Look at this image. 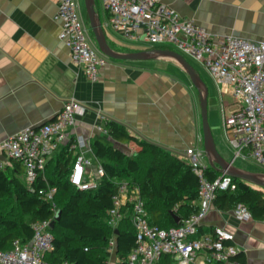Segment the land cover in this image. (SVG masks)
<instances>
[{
	"label": "crops",
	"instance_id": "crops-1",
	"mask_svg": "<svg viewBox=\"0 0 264 264\" xmlns=\"http://www.w3.org/2000/svg\"><path fill=\"white\" fill-rule=\"evenodd\" d=\"M76 1L82 18L88 22L84 0ZM162 2L215 37L238 36L259 41L264 36V0ZM57 8L58 0H0V140L51 121L68 101L75 100L86 110L76 116L75 125L67 133L71 137L82 136L90 143L92 150L85 157L93 166L105 162L95 153L96 141L129 155L137 151L136 145L110 137L106 128L108 121L121 124L131 136L171 150L186 162L188 148L204 149L199 95L175 60L108 58L99 79L91 81L84 67L71 61L70 49L59 39L61 23L55 18ZM106 27L103 28L110 46L119 52L153 49H136L137 45H148L126 41L107 23ZM214 84L216 94L213 104L208 99V110L221 112L220 121L215 117V125L211 127L219 153L242 171L264 173V167L254 170L235 163L236 159L257 162L249 155L236 157L223 122V116L233 110L234 100L227 88ZM227 97L231 103L225 100ZM64 150L61 148L51 160L56 161ZM203 162L209 167L206 157ZM72 163L71 160L68 174ZM20 177L24 179V172ZM232 210L215 206L203 219L202 231L228 227L235 233L236 245L241 250L238 260L243 264H264V219L253 217L252 221L242 223ZM120 261L115 248L108 264Z\"/></svg>",
	"mask_w": 264,
	"mask_h": 264
},
{
	"label": "built area",
	"instance_id": "built-area-1",
	"mask_svg": "<svg viewBox=\"0 0 264 264\" xmlns=\"http://www.w3.org/2000/svg\"><path fill=\"white\" fill-rule=\"evenodd\" d=\"M107 15V26L122 39L144 43L153 49L174 46L182 55L199 62L219 87L230 91L233 110L223 116L224 131L236 157L251 156L264 167V36L251 41L238 36L215 37L194 20L181 16L162 0H102ZM61 23L59 39L70 49L71 61L84 67L86 76L97 81L108 58L91 41L87 22L82 18L76 0H58L55 16ZM85 106L68 101L49 122L30 127L0 140V170L19 163L24 179L32 188L44 177L48 162L61 148L74 151L68 174L70 184L80 191L97 190L105 177L103 165L93 166L85 157L92 150L82 136L71 137L67 130L75 125L76 116L85 113ZM106 131V130H105ZM187 163L200 179L199 212L181 219L177 226L162 228L149 221V212L140 189L128 182H120L109 210V225L117 229L129 218L135 231V246L119 264H243L238 260L241 250L236 245L235 233L228 227H214L202 231V221L215 208L218 193L235 191V179L220 174L209 180L208 167L203 160V149L185 151ZM12 164V165H11ZM57 188L42 190L52 203ZM242 223L253 216L240 203L233 210ZM51 221L33 224V238L26 244L14 240L12 248L0 251V264H49L45 255L54 250ZM108 251H115V240Z\"/></svg>",
	"mask_w": 264,
	"mask_h": 264
},
{
	"label": "trees",
	"instance_id": "trees-1",
	"mask_svg": "<svg viewBox=\"0 0 264 264\" xmlns=\"http://www.w3.org/2000/svg\"><path fill=\"white\" fill-rule=\"evenodd\" d=\"M106 128L112 139L136 145L137 151L129 155L94 142L96 155L105 160V177L97 190L80 191L70 184L68 171L74 151L68 148L56 161L48 162L45 180L40 177L32 188L20 177L24 171L19 163L0 170V251L10 250L16 239L28 243L34 236V223L56 218L52 203L41 194L49 188H57L53 202L60 213L51 230L54 250L45 255L49 264H108V247L114 238L117 257L123 260L130 254L136 238L130 219L126 218L117 229L108 222L120 182L140 189L153 225L170 228L178 225L174 214L184 219L199 212L200 179L186 161L166 148L131 136L115 121H108ZM205 176L214 180L219 173L207 168ZM235 183V191L218 193L215 206L230 210L242 203L254 218L264 219V191L238 179Z\"/></svg>",
	"mask_w": 264,
	"mask_h": 264
},
{
	"label": "water",
	"instance_id": "water-1",
	"mask_svg": "<svg viewBox=\"0 0 264 264\" xmlns=\"http://www.w3.org/2000/svg\"><path fill=\"white\" fill-rule=\"evenodd\" d=\"M85 10L95 41L98 49L109 59L116 61H144L156 60L160 58H170L175 60L183 70L188 74L193 86L198 92L200 103V114L202 120V132L204 141V153L209 163V167L217 170L222 174H226L235 179L241 180L247 184L257 186L264 189V173H253L242 171L234 166L231 162L226 161L219 153L215 139L213 136L212 128L209 122L208 99L209 89L201 74L186 60V58L175 51L169 49H146L135 52H119L113 49L107 39L106 33L102 26L101 18L96 11L95 0H84ZM171 151V150H169ZM60 219V213L56 216L55 220L51 223V228ZM176 224H179L181 218L174 214ZM118 231H115L117 234Z\"/></svg>",
	"mask_w": 264,
	"mask_h": 264
},
{
	"label": "rangeland",
	"instance_id": "rangeland-1",
	"mask_svg": "<svg viewBox=\"0 0 264 264\" xmlns=\"http://www.w3.org/2000/svg\"><path fill=\"white\" fill-rule=\"evenodd\" d=\"M95 1H96V6H95L96 11H97V13L99 14V16L101 18L102 26L106 29L107 28L106 27V23H107V19L108 18L105 15L106 13L104 11L102 0H95ZM87 20H88V18H86V21ZM87 25H88V28H89V31H90L89 34H90V37H91V41L93 43H95V37H94V34H93L92 29L90 27L89 21L87 22ZM135 48L136 49H143V48H150V47L149 46H143V45H137V47H135ZM166 49H169V50H172V51L180 53L174 46H171V45H167ZM183 56L201 74L203 80L205 81V83L207 84L208 89H209V104L210 105L213 104V97L216 94V86L214 84L215 82L213 81V79L211 78L209 73L204 69V67L199 62H197L196 60H194L193 58H191L189 56H186V55H183ZM230 99H231L230 97H227L225 100L227 102L231 103L232 101ZM215 117H217V119L220 121L221 112L219 110L214 112L212 109H210L209 110V122H210L211 127L215 125L214 124L215 123V120H214ZM215 136H217V134H215ZM241 160L240 159H236L235 163L238 164V165H247V167L252 168L254 170H256V169L263 170L261 168L263 166H261L260 164L252 162L251 160H243V161H241Z\"/></svg>",
	"mask_w": 264,
	"mask_h": 264
}]
</instances>
